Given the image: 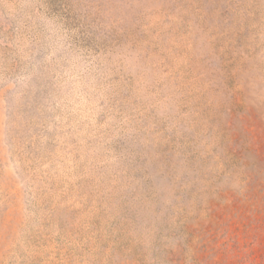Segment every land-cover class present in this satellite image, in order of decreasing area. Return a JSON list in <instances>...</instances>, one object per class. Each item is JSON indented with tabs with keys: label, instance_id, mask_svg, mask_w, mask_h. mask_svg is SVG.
<instances>
[{
	"label": "rangeland",
	"instance_id": "1",
	"mask_svg": "<svg viewBox=\"0 0 264 264\" xmlns=\"http://www.w3.org/2000/svg\"><path fill=\"white\" fill-rule=\"evenodd\" d=\"M0 264H264V0H0Z\"/></svg>",
	"mask_w": 264,
	"mask_h": 264
}]
</instances>
